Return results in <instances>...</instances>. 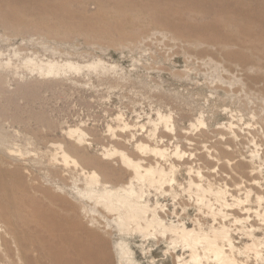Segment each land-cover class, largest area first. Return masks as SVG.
Here are the masks:
<instances>
[{"label": "bare ground", "instance_id": "6f19581e", "mask_svg": "<svg viewBox=\"0 0 264 264\" xmlns=\"http://www.w3.org/2000/svg\"><path fill=\"white\" fill-rule=\"evenodd\" d=\"M0 29L6 37L36 35L61 43L82 38L85 43L112 47L143 39L150 29L171 31L189 43L220 46L219 52L228 59L250 64L241 70L242 79L252 85L263 83L259 92L264 98V73L259 72L264 61V0H0ZM87 67L104 68L100 61ZM66 69L81 67L47 64L39 72L58 75ZM251 72L256 74L249 76ZM158 118L170 127L171 116ZM15 125L19 129L10 132L8 127ZM70 127H63L57 117L0 109V264H110L108 248L114 264H136L125 239L133 234L165 245L172 264H247L237 256L253 252L259 257L264 242L254 236V225L245 227L250 209L229 195L226 186L213 188L208 182L203 187L189 181L199 202L210 206L204 201L210 194L219 204L214 217L233 215L226 196L232 197L238 206L234 223L244 227L241 230L249 240L242 247L235 245L225 223L204 230L199 221L190 229L182 218L172 220L175 212L168 213L158 200L169 196L165 185L173 182L169 172L175 165L167 149L135 142V136L127 134L130 127L123 124L119 133L107 128L109 139L119 148L92 156L85 132ZM57 131L62 146L49 138ZM155 135L149 133L148 140L156 142ZM226 145L216 147L228 150ZM205 150L213 156V151ZM260 154L264 159V149ZM260 154L255 150L249 161L233 156L226 163L247 171L250 183L239 188L246 200L258 184L254 161ZM180 155L176 147L172 156ZM115 157L120 168L104 162ZM210 159L212 168L219 165L217 156ZM201 171H196L199 179ZM127 173V180L119 181ZM76 174L83 177L84 186L71 182ZM263 200L264 192L257 196L258 203ZM256 214L264 221V213Z\"/></svg>", "mask_w": 264, "mask_h": 264}, {"label": "rangeland", "instance_id": "374dc122", "mask_svg": "<svg viewBox=\"0 0 264 264\" xmlns=\"http://www.w3.org/2000/svg\"><path fill=\"white\" fill-rule=\"evenodd\" d=\"M134 42L127 41L120 47L85 43L82 38L61 43L36 35L6 37L0 29V109L24 116L45 114L48 118L57 117L63 127L81 128L88 137L87 152L99 157L104 149L119 148L109 139L108 126L119 133L121 126L128 124L127 134L132 133L135 142L167 149L171 154L175 169L169 172V178L173 182L165 185V190L171 192L158 200L168 213L175 212L172 220L182 218L190 229L199 221L204 230L217 226L218 222L225 223L232 230L235 245L242 247L249 240L241 230L244 227L234 223L238 206L232 197L226 196L233 215L214 217L219 204L210 194L204 198L210 206L199 202L195 197L196 187L192 186L190 191L189 181L203 187L209 183L213 188L226 186L229 195L240 199L242 205L250 209L249 223L245 227L254 225V236L264 242V221L256 214L264 213V200L257 202V196L264 192V159L260 154L264 149V98L259 92L263 83L252 85L242 79L241 70L250 64L228 59L217 45L189 43L175 37L171 31L154 29ZM99 61L103 69L87 67ZM68 63L81 69H66L58 75L44 72L43 76L39 72V67L47 64ZM259 67V72L264 73V61ZM255 74L251 72L249 76ZM159 114L171 116L170 127L159 121ZM8 129L11 132L19 127ZM152 131L156 142L147 138ZM232 131L237 139L233 138ZM49 138H56L58 145H63L58 131ZM220 144H227L229 149L217 148ZM128 147L133 151L131 143ZM176 147L183 157L172 156ZM204 147L220 159L215 168L210 159L213 156L209 157ZM255 150L261 157L254 161L258 184L246 200L244 191L239 188L250 183L247 171L226 166V163L233 156L249 161ZM117 161L116 157L104 160L120 168ZM198 169L202 170L201 179L197 177ZM128 176L129 173L119 181L125 182ZM82 180L83 177L76 174L71 182L82 187ZM154 193L151 191V203L155 202ZM125 239L136 264H172L169 255L164 253L165 245L157 244L156 240H142L137 234ZM108 249L110 264H114L113 253ZM258 250L259 257L247 252L237 259L247 264H264V245Z\"/></svg>", "mask_w": 264, "mask_h": 264}]
</instances>
